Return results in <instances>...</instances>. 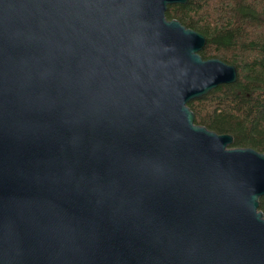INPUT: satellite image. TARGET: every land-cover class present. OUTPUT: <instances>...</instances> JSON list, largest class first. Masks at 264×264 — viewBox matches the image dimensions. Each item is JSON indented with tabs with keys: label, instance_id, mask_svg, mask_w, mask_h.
I'll use <instances>...</instances> for the list:
<instances>
[{
	"label": "water",
	"instance_id": "obj_1",
	"mask_svg": "<svg viewBox=\"0 0 264 264\" xmlns=\"http://www.w3.org/2000/svg\"><path fill=\"white\" fill-rule=\"evenodd\" d=\"M188 0H0V264H264V154L194 123L236 81Z\"/></svg>",
	"mask_w": 264,
	"mask_h": 264
},
{
	"label": "trees",
	"instance_id": "obj_2",
	"mask_svg": "<svg viewBox=\"0 0 264 264\" xmlns=\"http://www.w3.org/2000/svg\"><path fill=\"white\" fill-rule=\"evenodd\" d=\"M165 16L205 37L201 58H217L237 71L235 82L187 103L194 123L232 135V148L264 154V0H188L168 5ZM258 208L264 216V196Z\"/></svg>",
	"mask_w": 264,
	"mask_h": 264
}]
</instances>
